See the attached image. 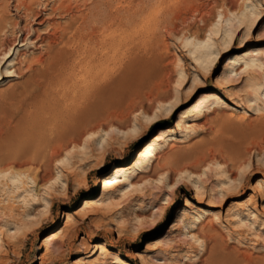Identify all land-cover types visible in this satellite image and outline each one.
Segmentation results:
<instances>
[{"label": "rangeland", "instance_id": "1", "mask_svg": "<svg viewBox=\"0 0 264 264\" xmlns=\"http://www.w3.org/2000/svg\"><path fill=\"white\" fill-rule=\"evenodd\" d=\"M137 1L113 0L111 31L99 35L83 30L85 0L51 1L57 32H36L15 0H0L8 15L0 22V264H40L44 237L69 211L73 247L58 238L48 264H119L88 259L96 242L134 264L139 255L149 264H264V0H147L134 24L128 12ZM39 35L48 37L43 46ZM198 45L211 58L196 61ZM252 46L259 64L248 72L239 62L221 87L228 58ZM205 90L228 105L214 103L189 121L198 125L178 129L181 112ZM163 104L181 106L170 115ZM164 129L175 139L161 142L152 166L128 182L141 177L80 209L103 193L93 178L133 165ZM205 208L215 213L202 217Z\"/></svg>", "mask_w": 264, "mask_h": 264}, {"label": "bare ground", "instance_id": "2", "mask_svg": "<svg viewBox=\"0 0 264 264\" xmlns=\"http://www.w3.org/2000/svg\"><path fill=\"white\" fill-rule=\"evenodd\" d=\"M51 1L57 2V0H15V2H16L15 8L18 10V12L21 11V9H25V12H24L25 16L23 15L25 17V19H27V18H35L36 19L37 27H38V28H36V32L42 31L43 26H47L49 29L50 28L54 29L55 32H57L60 29V27H62V26H60L58 28V26L61 23H59L56 20V18H54L55 14L57 12V9L54 7V5L51 3ZM77 2H82V0H77ZM85 2L89 3V4L85 3V6L86 5H89V6H88L87 12H85L83 15L84 16L83 24L85 27V28H83V30L84 31L87 30L89 32H92L93 34L99 33V35H103L104 33L107 32L106 30L111 29V26L113 23V18L115 16V14H114V16L112 15L113 14L112 13L113 12L112 5L114 4L113 0H85ZM33 5H34V8H33ZM147 5H148L147 0H138L137 1V4L134 6V8H132V10L131 11L129 10L130 12H128V13H130V15L128 14L130 16V19H131V20L129 19L131 21L130 23L133 22L134 24H137L139 22V18L141 16H144V13H145L146 9L148 8ZM38 7H43V13H42V11H40L42 14L40 12H37L38 10L35 13L34 9H36ZM76 8H77V10L79 9V7H76ZM174 9H176V8H174ZM77 10L75 12H78ZM75 12H74V14H75ZM81 12H82V10H81ZM82 14H80V15H82ZM7 16L8 15H7L6 8L3 7V9H0V22L5 21V20L7 21ZM74 16H76V15H74ZM129 16H128V18H129ZM72 18H74V17H72ZM163 20H164V18H163ZM163 20L160 21V25L161 26L165 25V27L168 28V24L166 23L165 20L164 21ZM73 22H75V19H74V21L72 20V23ZM69 24H70V22H69ZM82 27H83V25H82ZM51 31L52 30H50L49 32H51ZM110 31H108V32H110ZM89 32H87V33H89ZM47 34H48V32H47ZM109 34H107V35L109 36ZM48 35H51V34H48ZM53 36H54V34H53ZM47 38L48 37H46V36L39 35L36 42H38V44L40 46H43L44 43L46 44V41L47 42L49 41V40H47ZM49 39H50V36H49ZM89 40H92V39H89ZM50 44L53 47L54 42H52V40H51V42L49 43V46H50ZM56 45H55V47H56ZM49 46H47V47H49ZM196 49L200 51L199 55L197 54V56L195 57L196 61L202 60L203 62H205L206 59L211 58V55H213V52L210 50V47L207 45L202 46V48H200V46L198 45V46H196ZM200 49H202V51ZM53 50H55V48ZM263 50H264V47H263ZM45 51H47V50H45ZM11 52L7 55V57H6L7 61L6 62H9L11 59V57H12ZM228 52L229 51H226L223 54H218L217 59H216V63L217 64L220 63L222 61V59L224 58V55H226V53H228ZM258 54H259V48L257 46H252V47L247 48L243 52H240L238 54L237 53L233 54L226 61V64H225V67L223 69L222 74L217 78V83L221 87L227 88L228 85H226V84H228L229 82L232 81V79H233L232 77H234V75L237 74V71L239 70V67H238L239 62H243L245 64L246 70L248 72H250V70L255 68L257 66V63L259 64V62H260V59L257 56ZM198 63H199V61H198ZM10 65H11V63H10ZM260 65H262V64H260ZM9 73L10 74H8L6 77H8V78L14 77V75L11 74L12 73L11 71H9ZM171 76H172L171 73H168L167 78H168L169 82H170ZM2 80H3V78H1V75H0V82ZM196 98H197V99H195L196 101L191 106H189L187 109L182 111L181 114L179 115L178 120H176L175 124H176V127L178 129L182 130L186 127L188 129V127L198 125L197 120H195L196 122H194V124H192V125L189 124V121L193 120L192 117L195 114L202 113V111L205 108L212 106L214 103H218V104L224 105V106L228 105V103L221 98L220 93L215 91V90H205L204 92L199 94V96ZM234 103L237 105V107H239V108L242 107L239 103H236V102H234ZM163 105L165 107V110H170L169 111L170 115H173L175 113V111L181 106V104H179V105L171 108L170 104H163ZM187 129H186V131H187ZM169 133H170L169 129L160 130L147 145H145L141 150H138L136 152L135 163L133 165H124V164L116 165L113 167V171L111 173L106 174V175H102V176L97 175L95 178H93L97 184L102 183L103 193L101 195L95 197V198H85L82 201L80 209L82 211H86L90 207H92L96 204L97 205H103V203L106 201L107 196H108L107 190L111 187H117V188H119V190L120 189L123 190L122 188L125 185H127V184L132 185V183L134 181H136V179L141 177V176H138V174H135V176H133L134 177L133 180L130 183L128 182V177L130 175H132L135 171L144 172V171H146L147 168H150L152 166V163H153L152 158L154 157V152L159 147L161 142L175 139L174 138L175 134H169ZM184 134H186V132ZM174 202H175V198L173 197V195H171V194L167 195V205H172ZM191 204H192V201L189 198H186L185 205L190 206ZM232 204L236 205L237 202H232ZM214 213H215V211L213 209L205 208L202 210V217H207L208 215H211ZM73 220H74L73 214L70 211L66 212L64 215V218H63L62 226H60L57 230L50 232L47 236L44 237V240L42 241V246L44 247V249H43V252L40 256V261H41L40 264H48L49 263V260L51 258L52 253H53V250H54L55 241L58 238L63 239L67 249L68 248L70 249L73 247V243H74L73 235L68 234V227L71 225ZM120 220H121L120 216L117 215L111 221V225L115 226V227H113L114 230H116L115 228L120 223ZM140 236H141V232L139 230H137L133 233L132 240H137ZM119 237H120V235H119ZM92 247H94V250L91 251L86 256L88 259H93L94 257H96L98 255L99 259H100V257L103 258V256H105V257H112L113 259L118 261L119 264H134V263H131L130 261L122 258V256L120 254L114 253L113 251H111L109 249V247L106 244H104V242L93 243ZM83 259L84 258H76V259L72 260L71 263L72 264H86V262ZM139 260L141 261L142 264H149L148 261L146 260V257H144V256L139 255ZM100 263H105V262L101 261Z\"/></svg>", "mask_w": 264, "mask_h": 264}, {"label": "water", "instance_id": "3", "mask_svg": "<svg viewBox=\"0 0 264 264\" xmlns=\"http://www.w3.org/2000/svg\"><path fill=\"white\" fill-rule=\"evenodd\" d=\"M194 101H195V99H194ZM194 101H193V102H194ZM193 102H192V103H193ZM152 137H153V136H152ZM152 137H150V138L144 143V145L147 144L148 142H150L151 139H152ZM144 145H143V146H144Z\"/></svg>", "mask_w": 264, "mask_h": 264}]
</instances>
